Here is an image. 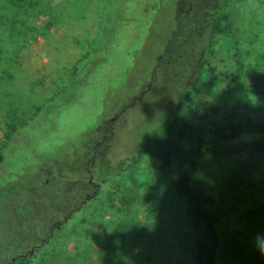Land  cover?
<instances>
[{
	"label": "rangeland",
	"instance_id": "1",
	"mask_svg": "<svg viewBox=\"0 0 264 264\" xmlns=\"http://www.w3.org/2000/svg\"><path fill=\"white\" fill-rule=\"evenodd\" d=\"M215 2L0 0V264L16 256L30 264H121L106 259L107 245L99 240L111 236L114 204L121 217L142 227L153 201L160 211L151 221L165 227L163 242L175 249L190 239L183 216L170 210V200L177 198L182 210L184 200L166 182H147L144 163L135 171L116 170L190 86ZM234 14L261 35L259 44L252 36L246 47L259 45L261 60L255 62H264V0H248ZM231 41L219 37L209 62L216 72L205 71L198 93L182 106L206 134L212 120L251 98L238 85L226 98L236 71ZM211 107L217 108L214 116ZM232 168L217 176L225 212L232 214L230 223L227 214L222 218L217 264H263L256 223L264 229V185L246 174L239 184ZM80 208L87 214L63 235L61 222ZM231 245L239 249L228 257ZM123 249L118 251L124 255ZM152 253L150 264H176L178 258L192 263V248L180 257L156 248ZM134 257L137 264L142 255Z\"/></svg>",
	"mask_w": 264,
	"mask_h": 264
},
{
	"label": "trees",
	"instance_id": "2",
	"mask_svg": "<svg viewBox=\"0 0 264 264\" xmlns=\"http://www.w3.org/2000/svg\"><path fill=\"white\" fill-rule=\"evenodd\" d=\"M247 1L216 0L213 9L205 18L208 27L207 46L203 50L190 86L178 97L165 119L139 138L135 151L125 158L116 170L119 175L126 171H135L141 163H144L145 174L149 178L147 182L151 185L159 181L166 182L167 189L184 200V210L177 198L170 200V210L176 216H183L188 225L190 239L186 238L187 241L178 244L175 249L171 248L173 247L171 243L163 242L161 236L165 227L156 228L151 221V217H155V213L160 211L153 201L149 203V213L142 227L127 221L128 215L121 217L118 212L119 206L114 204L109 219L112 225L111 236L108 238L103 236L104 240L99 239L108 247L104 252L106 259L113 257L121 264H136L131 260L136 257L135 254H139L142 258L137 260V264H150L153 257L152 250L155 248L159 253L161 251V255L169 253L170 256H179L182 250L192 248L191 264H217L220 257L219 232L222 218L227 214V222L230 223L232 216L229 210L225 212L224 209L228 205L222 200L223 194L226 193L223 191L221 194L218 193V189L223 188L222 183L217 182L221 169L226 166L233 167L232 173L239 184H242L243 176L246 174L259 176L262 180L261 184L264 185L262 169L264 165L261 162L264 159V62L263 60L260 63L255 62L261 60L258 58L259 45L251 48V43H248L250 49L246 47L247 40L252 36L255 38L253 43L259 44L261 35L249 30L251 24L248 20H239L234 14L237 13V7ZM225 36L232 39V46L235 49L233 58L236 63V71L229 84L226 98L230 101L234 85L250 93L251 98L241 103L240 108L226 109L219 121L212 120L209 132L206 134L203 126L188 118V113L182 111V106L184 103H189L198 93V84L202 80L203 73L216 72L209 62L214 58L219 37ZM246 79L254 82L246 84ZM216 113L217 108L211 107V115L214 116ZM183 142L189 143V146H184ZM229 159L233 161L228 162ZM206 163H211L212 169L205 168ZM217 171L218 175H216ZM234 187L235 184L229 192H233ZM164 192L163 195L167 198V190ZM95 194L98 195L99 192ZM37 204L40 205L39 201ZM153 204L155 209L151 207ZM30 205L33 206L32 203ZM35 207L39 208L37 205ZM230 207L232 208L233 205ZM86 214L85 208L73 212L70 210L66 216L68 219L61 222L62 234L67 235ZM247 224H251L250 221ZM256 225L258 230L262 228V225L257 223ZM258 230L257 238L259 234H264V229ZM50 238L49 234L46 241ZM121 245L124 246V255L118 251ZM230 249L232 251L228 253V257L234 255L236 253L234 251L239 248L232 246ZM134 251L136 252L131 256ZM249 252V256H253L252 251ZM7 264H30V260L24 256H16ZM176 264L183 263L178 258ZM250 264H253V260Z\"/></svg>",
	"mask_w": 264,
	"mask_h": 264
},
{
	"label": "clouds",
	"instance_id": "3",
	"mask_svg": "<svg viewBox=\"0 0 264 264\" xmlns=\"http://www.w3.org/2000/svg\"><path fill=\"white\" fill-rule=\"evenodd\" d=\"M258 245L261 247V250L264 251V237H258Z\"/></svg>",
	"mask_w": 264,
	"mask_h": 264
},
{
	"label": "water",
	"instance_id": "4",
	"mask_svg": "<svg viewBox=\"0 0 264 264\" xmlns=\"http://www.w3.org/2000/svg\"><path fill=\"white\" fill-rule=\"evenodd\" d=\"M14 260V259H13Z\"/></svg>",
	"mask_w": 264,
	"mask_h": 264
}]
</instances>
